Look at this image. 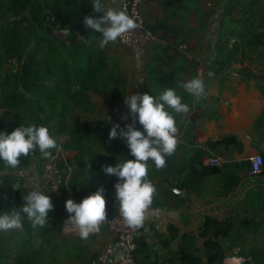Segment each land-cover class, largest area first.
Masks as SVG:
<instances>
[{
	"label": "trees",
	"instance_id": "1",
	"mask_svg": "<svg viewBox=\"0 0 264 264\" xmlns=\"http://www.w3.org/2000/svg\"><path fill=\"white\" fill-rule=\"evenodd\" d=\"M92 3L93 0H0V132L11 134L20 126L32 124L47 127L57 146L76 152L72 200L79 203L103 187L106 219H109L118 207L114 188L118 178L106 175L102 167L135 160V157L130 155V150L120 138L109 140V132L114 126L111 117L106 121L91 122L81 116L96 110L91 94L111 92L112 103L125 93V75L117 63L110 65L105 47H99L101 34L91 32L83 24V17H97ZM159 5L162 19L147 24L148 29L158 37L157 43L148 51L151 57L149 80L154 89H174L179 85L174 78L176 74L183 71L190 73L199 66L179 49V46L188 47L193 38L185 24L180 23L188 17L190 8L186 0H159ZM210 14L213 12L204 13L201 17ZM51 16L54 17L53 22L47 19ZM219 17L216 57L212 63L216 72L242 63L249 58V53L264 46V0H228ZM58 29L69 31L66 39L60 40L54 34ZM156 63L169 66L173 74L156 69ZM238 73L241 79L251 81L264 95V75L248 68H241ZM150 95L157 97L158 93L152 90ZM180 97L183 103H191L194 99L186 91H181ZM168 112L175 115L171 108ZM193 120L187 127L191 144L196 129ZM257 125L259 129L263 125L260 130L264 139V112L258 117ZM136 128L143 131L138 121ZM61 137H66V140L58 144ZM221 142L233 145L239 151L242 149L235 136H225L220 142L210 140L208 145L214 147ZM55 150L49 151L54 154ZM207 155L206 150L196 151L183 167L173 154L165 157L166 166L160 170L154 162H148L147 179L157 190L151 206H166L168 196H177L164 184L170 176L178 174L180 177L184 171L186 174L182 179L178 178L175 186L180 190L199 194L202 180L216 174L224 177L226 188L234 190L241 180L238 173L230 169L231 164L222 165V168L204 165ZM43 159L37 148L27 157L21 156V163L15 169L7 168L0 160V215L23 205L22 197L27 195L24 188L27 172L34 165L39 167ZM91 172L95 173H92L93 179L89 178ZM21 222L27 233L21 238L13 264H49L41 259L37 250L31 249V241L38 231L24 213H21ZM246 223L248 226L251 224ZM234 227L232 218L219 221L207 216L197 233L180 235L179 230L169 224L168 236L161 237L158 249H154L143 235L136 238L134 261L136 264H224L228 254L219 238L229 237ZM40 229L45 233L60 232V222L46 223ZM176 240L177 247L174 246ZM262 245L260 241L252 243L249 252H240L238 255L244 258L243 264H264ZM73 255L83 264H91L97 256L92 254L87 257L84 250ZM3 256L1 251L0 264H3Z\"/></svg>",
	"mask_w": 264,
	"mask_h": 264
},
{
	"label": "crops",
	"instance_id": "2",
	"mask_svg": "<svg viewBox=\"0 0 264 264\" xmlns=\"http://www.w3.org/2000/svg\"><path fill=\"white\" fill-rule=\"evenodd\" d=\"M112 1L118 3L121 0ZM143 2L148 7L154 8L152 19L147 12L145 13L148 14L149 24H154L157 20L162 19L159 0H143ZM215 4L216 6L210 11L213 14L208 15L207 18L211 21L216 20L214 22L217 23L212 24L211 29L218 40L221 10L218 9V3L215 2ZM107 53L110 56V65L117 63L125 75V93L118 96L117 100L124 102V98L134 94L147 93L150 95L152 90L157 92L159 96L165 89H154L149 80L148 66L151 59L149 53L146 57H140L136 52L120 46L117 41L107 45ZM189 58L198 62L199 66L190 73L184 71L178 73L174 78L180 85L197 75L201 76L198 71L202 69L203 74L200 78L205 81L206 96L200 100L194 98L191 103H186L190 108L188 113L176 114L174 112L176 125L179 129L178 143L174 152L176 161L184 167L196 151L206 150L208 155L204 158V165H206L205 159L209 156L221 157L222 165L231 164L230 169L237 172L241 180L234 190H229L225 186L224 177L216 174L202 180L199 194L190 193L184 189L181 190L183 194H178L176 190L179 191L180 189L175 186L178 183V178L182 179L186 171L182 172L180 177L178 174L170 176L164 187L172 189L177 196H168L166 206L157 205V207H164L166 210L149 214L144 221L141 235L154 249H158L161 237L168 236L167 227L169 224L174 225L179 230V234L182 235L197 233L207 216L219 221L232 218L235 221V227L231 235L221 237L219 240L222 241V245L229 256L225 263L243 264L244 258L239 257L238 254L249 252L250 244H257L260 241L263 243L262 248H264V170L258 175H252L249 167V159L252 156L261 154L264 159V139L262 130H260L263 125L260 126V129L258 125L256 126L258 117L264 112V95L251 84V81L241 79L238 70L248 68L256 74L264 75L262 71L259 72L251 65L252 62L262 64V59L261 57H254L255 60L252 61L249 57L244 59L242 63L216 72L212 68L215 57ZM204 59L207 60L205 63ZM155 68L162 69L166 73H172L167 65L156 63ZM210 73L211 75H209ZM179 85L174 90L178 96H181V91L185 90ZM112 95L111 92L91 94V98L96 104V110L92 114H82V119L91 122L110 119L108 110ZM169 109L166 107V111ZM192 119H194L193 123L196 127L193 132V144L189 143L187 135V127L191 124ZM225 136H235L242 144L241 151L224 142L214 147L208 145L210 140L220 142ZM59 152L74 171L73 164L76 152L64 149ZM40 173L41 168L39 169L37 165L32 166L27 172L26 183H36ZM92 173L94 172H91L90 179L94 178ZM246 222L251 224L248 226ZM67 237L69 239L76 238ZM111 240V235L103 229L96 235L89 236L83 243L84 255L89 257L92 254H98ZM177 245L178 240L174 242V246L177 247ZM77 250L76 253L79 252ZM71 257L76 259L75 264H83L77 256Z\"/></svg>",
	"mask_w": 264,
	"mask_h": 264
},
{
	"label": "clouds",
	"instance_id": "3",
	"mask_svg": "<svg viewBox=\"0 0 264 264\" xmlns=\"http://www.w3.org/2000/svg\"><path fill=\"white\" fill-rule=\"evenodd\" d=\"M92 8L95 12L102 13V16H85L83 24L91 32L101 34L100 48L140 27L125 11L116 8L103 11L101 0H93ZM179 86L196 100L206 96L205 81L199 75ZM124 104L128 112L122 119L126 121L130 116L132 123L126 124L124 128L114 125L109 132V140L120 138L135 160L119 161L115 166L105 165L102 171L118 178L114 188L120 215L128 227L138 228L142 226L145 209L152 203L157 191L147 179L148 162L151 160L158 170L163 169L166 166L165 157L174 154L178 143L179 129L174 116L166 111V107L176 114H186L190 108L182 102L173 88H165L158 97L147 93L129 95L124 98ZM137 121L143 131L136 129ZM57 147L55 138L45 126L32 124L20 126L11 134L0 132V160L5 162L7 168H17L21 163L20 157H27L37 148L45 158H50L52 153L49 150ZM104 194L105 189L100 187L79 203L71 199L65 203L69 214L65 226H73L83 240H87L90 234L99 232L100 225L106 220ZM22 198L24 203L21 207L0 215V231L21 229V213L27 215L33 228L42 227L48 222V213L54 207L48 195L32 190Z\"/></svg>",
	"mask_w": 264,
	"mask_h": 264
},
{
	"label": "built area",
	"instance_id": "4",
	"mask_svg": "<svg viewBox=\"0 0 264 264\" xmlns=\"http://www.w3.org/2000/svg\"><path fill=\"white\" fill-rule=\"evenodd\" d=\"M143 0H121L118 3L112 0H103V11L109 8H116L125 11L128 16L133 18L140 27L131 30L122 37L118 38L117 42L120 46L130 51L136 52L140 57H146L149 49L158 41L157 35L153 34L147 27V23L142 15ZM49 22L54 21V17L47 18ZM56 35H69L68 30H55ZM233 42V41H232ZM109 116L114 120V125H119L124 128L126 124L132 123L131 117L128 120H123L122 116L127 114L128 109L125 104L116 100L109 105ZM137 129V128H136ZM250 174L258 175L262 172L264 159L261 154H256L249 159ZM206 165L221 166L223 160L218 156H209L205 159ZM73 169L67 164L59 151H55L50 158L43 159L41 164V173L39 180L33 184H24L25 192L28 194L32 190H39L45 195H48L53 204V210L49 211L48 224L53 221L60 222V228L65 236H74L80 238L78 231L73 226H65L69 218L66 211L65 203L67 200H72L71 184H72ZM166 210L164 207H153L151 204L145 209V219L149 214H156ZM144 219V221H145ZM144 221L141 227L130 228L123 221L119 206L115 215L106 219L101 225L100 230H106L111 235L112 240L97 254L91 261V264H136L133 253L136 249V238L141 235L144 228ZM99 230V231H100ZM98 232L90 234L96 235Z\"/></svg>",
	"mask_w": 264,
	"mask_h": 264
},
{
	"label": "rangeland",
	"instance_id": "5",
	"mask_svg": "<svg viewBox=\"0 0 264 264\" xmlns=\"http://www.w3.org/2000/svg\"><path fill=\"white\" fill-rule=\"evenodd\" d=\"M227 1L228 0H186L190 8V12L188 14V17L181 20L180 23L185 24L187 31H189L193 35V38L190 39L188 47L179 46V49L181 51H185L189 57H199L200 59L205 57H216L215 45L217 43V37L214 35V31L211 29V25L217 22H214L216 20H212V22L211 19L207 18V16L201 17V15L204 13H210V11L213 10V8L216 6L215 2L218 3V9L222 11ZM101 2L103 4L102 0ZM141 10L143 17L145 16V22L149 24L148 14L150 15V19H152V15H154V8L148 7L147 4L143 2ZM146 12L148 13L147 15L145 14ZM96 16L100 17L102 16V13L96 12ZM258 31H263V29H258ZM56 36L60 40H64L67 38V36L61 34ZM262 42L264 43V39L262 40ZM105 49L107 52V46L105 47ZM248 57H251L252 61L255 60L254 57H261L262 64L252 62L251 65L252 68L264 73V46L257 51L249 53ZM203 61L205 63V61L207 60L204 59ZM198 72L202 76V69H199ZM65 140L66 137L59 138L58 144H61ZM61 149L63 150L62 146L58 145L55 151H61ZM35 161H38V159ZM40 168L41 165L39 166V169ZM36 230L38 231V235L34 239H32L31 249L37 250L41 256V259L45 260L49 264H75L76 259L71 256L73 255V253L76 254L75 251L77 249V251L79 252L84 250V240L81 238L76 237L69 239L67 236L63 235L61 230L60 232L51 231L45 233L40 229L39 226L36 227ZM26 233L27 232L25 230V227L23 226L21 229L8 230L6 232L0 231V255L2 251L4 253L2 260L3 264H13V259L21 246V238ZM228 258L229 256H227V259ZM224 264L226 263L224 262Z\"/></svg>",
	"mask_w": 264,
	"mask_h": 264
},
{
	"label": "water",
	"instance_id": "6",
	"mask_svg": "<svg viewBox=\"0 0 264 264\" xmlns=\"http://www.w3.org/2000/svg\"><path fill=\"white\" fill-rule=\"evenodd\" d=\"M176 193H178V194H183V191H181V190H176Z\"/></svg>",
	"mask_w": 264,
	"mask_h": 264
}]
</instances>
